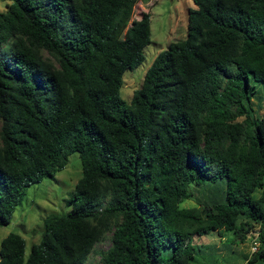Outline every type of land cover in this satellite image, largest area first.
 <instances>
[{
  "label": "trees",
  "instance_id": "obj_1",
  "mask_svg": "<svg viewBox=\"0 0 264 264\" xmlns=\"http://www.w3.org/2000/svg\"><path fill=\"white\" fill-rule=\"evenodd\" d=\"M136 0H8L0 10V225L25 187L77 151L81 174L64 213L37 242L0 239V264H199L194 235L228 243L258 225L264 258V0H192L183 38L156 52L129 101L122 74L142 59L149 15ZM264 92V88H263ZM222 180L223 196L179 206L188 184ZM214 264V263H213Z\"/></svg>",
  "mask_w": 264,
  "mask_h": 264
},
{
  "label": "rangeland",
  "instance_id": "obj_2",
  "mask_svg": "<svg viewBox=\"0 0 264 264\" xmlns=\"http://www.w3.org/2000/svg\"><path fill=\"white\" fill-rule=\"evenodd\" d=\"M7 2L8 0H0V10L5 8ZM191 6H194L192 0H136L131 18H138L141 11L148 13L149 41L142 47L143 59L134 68H126L123 71L119 92L125 101H129L133 90L140 86L143 73L156 52L166 48L169 42L184 37L187 8ZM263 88V83H255L247 102L251 117L262 115L264 112ZM80 174L78 153L72 151L68 154L65 165L56 171L53 177L44 176L41 180L28 184L9 221L0 225V239L8 232L21 235L24 239L23 257H26L30 245L40 238L42 217L49 212L64 213L68 210L65 199ZM223 186L222 180L190 182V195L178 205L203 207L213 201H219L223 196ZM257 231L258 225L253 223L242 240L232 243L226 241V234L222 230L194 235L191 241L196 246L195 256L199 264H245L246 259L253 254L252 240H256ZM108 234L109 232L104 233L94 243L83 264H99V251L107 248L110 243ZM259 264H264V258Z\"/></svg>",
  "mask_w": 264,
  "mask_h": 264
},
{
  "label": "built area",
  "instance_id": "obj_3",
  "mask_svg": "<svg viewBox=\"0 0 264 264\" xmlns=\"http://www.w3.org/2000/svg\"><path fill=\"white\" fill-rule=\"evenodd\" d=\"M251 247H252L253 250H256V248H257V240H255V239L252 240V246Z\"/></svg>",
  "mask_w": 264,
  "mask_h": 264
}]
</instances>
